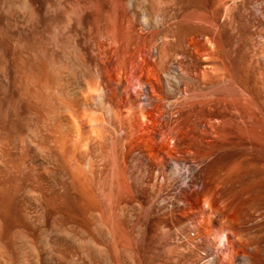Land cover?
<instances>
[{
    "label": "bare ground",
    "instance_id": "obj_1",
    "mask_svg": "<svg viewBox=\"0 0 264 264\" xmlns=\"http://www.w3.org/2000/svg\"><path fill=\"white\" fill-rule=\"evenodd\" d=\"M71 1L55 3L67 19L54 28L72 46L19 92L27 73L17 59L31 53L15 32L33 28L38 1L0 0V264H264V239H253L264 230V79L251 75L255 65L242 59L232 71L208 48L209 37L223 51L205 2L179 11L159 0L169 10L155 13L134 0ZM51 3L46 15L56 17ZM39 84L50 97H38ZM186 149L194 159L218 151L204 205L157 232L142 184Z\"/></svg>",
    "mask_w": 264,
    "mask_h": 264
},
{
    "label": "rangeland",
    "instance_id": "obj_2",
    "mask_svg": "<svg viewBox=\"0 0 264 264\" xmlns=\"http://www.w3.org/2000/svg\"><path fill=\"white\" fill-rule=\"evenodd\" d=\"M33 1H38L37 4L36 3H34V4L36 5V7L39 6V8L38 7L37 8L40 10V11L38 10V12H36V16H35L36 18H34L35 20H33V23H32L33 28L28 27V26L23 27V25H22L21 29H19L21 31H18V29H17L16 30L17 33L15 32V34H17V36L15 35V38H18L20 36L19 38L24 37V38H27L29 40L30 53H31L30 55H26L25 57L23 55H21L22 58H26V60L29 59L27 61L28 63L25 62L26 60L20 62L18 60H20L21 56L18 57V54L20 55V54H25V53H23L20 50L22 47L20 48L19 44L16 47L17 48L16 54H17V57L19 58V59H17V58L16 59H17V62L19 64V67L22 66L23 65L22 63L24 62L25 63L23 65L24 67L23 66L22 67L25 68L24 69L25 73L28 74L27 71H29V72L31 71L30 77L27 76L28 79H26L27 74L25 75L26 78L23 77L24 75L23 76L21 75L23 78H25L24 80H26V81H25V83H23L24 80H22L23 78L21 77L20 81H22L23 86H21L19 88V86L21 85V83L19 81L18 82V83H20V85L18 84L19 92H20L21 88L25 89L24 88L25 85L29 86V83H30V85H32V84L35 85V82L31 83V78H32V80H38V76H37L35 70H37V68H39L41 66L42 67L45 66L47 69H49L48 66H49V62H50V59L52 58V56H55L58 60H63L64 59L63 58L64 49L71 47L72 43H73V37L68 31H64L61 34H58V33L56 34L57 30H55L54 25H55V27L56 26L58 27L63 23L62 20L64 21L65 19H67V16L65 15L66 13L64 11H63L64 14L62 16H61V14L63 13L62 10L57 11V9H59L56 6L57 0H49V1L48 0L47 1L46 0H33ZM69 1H71V0H69ZM104 1H107V0H104ZM134 1L138 5L151 6V8L153 6L154 9H156L158 7V6H156V2L158 4L160 2L159 0H134ZM163 1L166 2L165 0L161 1L162 2V4H160L161 8L165 7L166 4H167L166 5L167 7H169V6L172 7V4H170L172 2L173 3L175 2L173 4V8H177V7L178 8H180V7L184 8L188 5H190V3H191L190 0H171V1L168 0L170 3H168V1H167L166 4H164ZM191 1L193 2V0H191ZM196 1L197 2L200 1L201 3L205 2L206 4H208V6H209L208 8H210L209 16L211 15L210 16L211 22L214 23L215 21H217V22H215L217 25L214 23L215 29H217L218 26L220 27L219 28L220 30L217 29L219 34L215 30H213L214 28L212 27L213 28L212 29V35L218 34L217 36H219L220 38L219 37H217V38H219V40H221V43L223 45V47L222 46L221 47L223 48V51L221 48H219L220 47L219 45H218V47H216L217 45L215 46V44L211 41V39L209 37L205 41L208 48L215 49L216 51L218 50L216 53H219L220 55L223 54V55H221V57H223L224 60L227 61V65L230 68H232L231 69L232 71L234 70L235 72L237 71V66H238L240 60H242V59H244L246 61L250 60L249 63H251L252 66L253 65L256 66V67L254 66V68H252V71L250 69L251 75L254 74L257 77H259L258 79L262 78V80H263L264 79V17L261 16V14H259L258 10L264 11V0H202V1L196 0ZM51 2H53V3H51ZM71 2H73V0ZM41 3H43V4H41ZM47 3H49V4L51 3V5H54L56 3L54 5V8H56L57 14H58V12H61V14H58L55 17L56 14L55 15L53 14L51 16L49 13L51 18L49 17V15H46L47 11L45 9H47V8H45V5H47ZM183 3H185V4H183ZM168 4H170V5H168ZM68 5H70V4L67 3V6ZM175 5H176V7H174ZM167 7H165V8H167ZM161 8H159L160 11H158L157 9L156 10L159 13L160 12L166 13L165 11L169 10V8H168V10L163 8V9H165L163 11V9H161ZM181 8L176 9V10L181 11ZM154 12H155V10H154ZM262 13L264 14V12H262ZM37 15H38V17H37ZM53 16L56 19H54ZM62 17H63V19H61ZM259 21H261V22H259ZM65 22H66V20H65ZM218 23H219V25H218ZM57 24H59V25H57ZM212 26H214V25H212ZM87 41L90 43V45H89V43H87ZM84 43L87 44L88 46H92V44H91L92 40H90V39L89 40L84 39ZM31 48H32V50H31ZM253 50H254V52H253ZM19 51H21L22 53L21 52L17 53ZM88 52H90L91 55L93 54L91 49L88 50ZM27 57H29V58H27ZM202 60L204 61V66L206 68L207 67L209 68V66H210V63L208 62L209 58L207 56H203ZM21 69H20V72L22 71ZM78 70L80 71V68H78ZM33 72H34V74H33ZM212 73L218 75L219 71H212ZM255 73H257V74H255ZM31 76H33V77H31ZM86 76H88V78H91V76H89L88 74H86ZM36 82H37V84H38V82L40 84L42 83L40 81H36ZM42 86L43 85H40V87H38V85L35 86L36 91H37V87L40 90V92L37 91V92H39L38 94H40V95L36 94V95H38L39 98H41L40 97L41 92H42L41 89L44 88V86H43V88H42ZM29 87L31 89H34V88H32V86H29ZM29 87H27L28 90L26 89V93H28L27 91L30 90ZM35 90H34V92H35ZM43 90L46 91L45 89H43ZM23 91L21 93H23ZM30 91L31 92L28 94L33 93L32 92L33 90H30ZM44 91L42 92V95L44 96L46 94V98H47L49 95H47L48 93H45ZM26 93H24V94H26ZM31 95H28V96H31ZM46 98L43 97V99H46ZM139 117L137 116V118H139ZM171 118H172V116L169 117V119H171ZM127 124H129V123L127 121H125V124H124L125 130L129 126ZM170 144H171V142H168L167 145L170 146ZM191 155H192L191 149H186V150H184V152H175L174 156L178 159V163L175 166H172L169 168L159 166V178L156 181L154 179H152V180L149 179L146 184H142V186L144 185L142 187L143 192H145L146 194H148L150 196L149 202H151V203H148L150 209L148 208L149 210L148 209L147 210L149 212L154 211L153 213H151V212L149 213L148 211H146L147 215H145V217L147 216L146 219L149 218V220H151L152 222L153 221H159V231L157 230V232H160L163 230L161 223L163 225L164 222L165 223H170L171 221L177 222V221H179L185 217L192 216L195 212L200 211L202 206L204 205V201H203V198H202L201 193H200L201 185L206 180V178L208 176L212 161H216V159H218V151L216 153H214L213 155L211 154L209 156L202 157L201 159L200 158L194 159L191 157ZM134 186H135V188H134ZM136 186H138V187H136ZM139 186L140 185H133L131 190H133V192H138V190L140 189L139 191L141 192L142 188H139ZM136 188H137V191H136ZM143 192H141V193H143ZM152 195H153V198H152ZM154 195H156V197ZM173 196H176L177 198L180 197V198H178V200H176L174 202L173 206H170L169 209L162 207L163 204L164 205L166 204V202L161 201L162 198L173 197ZM152 199H153V201H152ZM150 205H152L151 206L152 208L150 207ZM158 207H159V210L162 208L159 212H158ZM160 221H162V222H160ZM155 231H154V233H155ZM260 238L264 239V230L254 233L253 239H260ZM238 242L242 243V244H246L249 248H252L254 246L252 239H250L246 236H238ZM174 249L176 250L177 248H174ZM178 249H180V247ZM178 249L176 251L172 250L173 253H175L174 256H176V254L180 251V250L178 251ZM262 254L264 255V250H263ZM172 256H173V254H172ZM11 261H14V260H10L9 262L11 263ZM10 263H8V264H10ZM12 263L16 264L15 261ZM170 264H171V262H170Z\"/></svg>",
    "mask_w": 264,
    "mask_h": 264
}]
</instances>
